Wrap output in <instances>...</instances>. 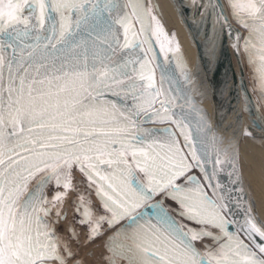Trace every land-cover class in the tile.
<instances>
[{"label": "snow or ice", "instance_id": "1", "mask_svg": "<svg viewBox=\"0 0 264 264\" xmlns=\"http://www.w3.org/2000/svg\"><path fill=\"white\" fill-rule=\"evenodd\" d=\"M228 4L235 19L251 30L245 49L256 47L253 37L259 41L258 71L264 84V0ZM214 7L221 9L226 24L224 5ZM152 36L161 52L180 51L174 34L169 40L143 0H0V264H83L69 244L61 245L55 228L44 219L73 189L74 169L89 187L95 185L102 202L99 214L83 194L76 202L88 240L101 236L105 224L115 229L107 244L110 255L104 257L108 264H264V221L258 224L250 208L243 223L227 219L230 190L218 191L219 156L197 153L188 125L170 111L175 97L158 99L162 90L156 87L155 68L147 55L133 59L134 53L126 51L143 53L142 44L147 43L155 59ZM165 42H174L175 48L165 49ZM209 43L214 57L217 44ZM177 67L187 81L184 67L179 62ZM132 74L143 82V91H136V81L126 86L139 98L132 108L101 98L106 91L119 96L121 89L113 85ZM157 102L155 117L176 124L190 158L171 129L164 130L171 136L169 144L152 139L145 148L155 130L142 128L139 118ZM152 121L153 116H147L143 123ZM253 124L264 133V118ZM193 168L203 174L212 196L191 174ZM53 180L65 191L49 202L43 189ZM165 199L179 206L177 215L199 227L181 224L165 208ZM56 216L57 223L67 218L60 211ZM71 231L79 240L75 229Z\"/></svg>", "mask_w": 264, "mask_h": 264}, {"label": "water", "instance_id": "2", "mask_svg": "<svg viewBox=\"0 0 264 264\" xmlns=\"http://www.w3.org/2000/svg\"><path fill=\"white\" fill-rule=\"evenodd\" d=\"M188 23L193 31L199 46L203 61L210 74L212 85L215 92V98L218 108V135L215 136L213 126L201 107H194L188 97L179 87L175 77L169 72H164L172 97H175L174 107L170 109L174 118L181 116L185 124L191 130L192 139L195 143L198 154L206 151L211 158L217 155L222 161L217 165V177L222 185L218 191H229V198L226 202L229 205V211L225 213L227 219L236 220L243 223L246 217L247 209H251V215L255 217L257 223L260 221L253 209L241 160V144L245 136V131H251L250 137L264 139V133L259 130L252 129L244 114L245 97L251 104L255 118L260 120L264 118V113L257 102L247 80L245 67L239 48V38L242 31L239 27L231 22L223 0H178ZM223 4V14L227 19V23H222L220 16L221 9L214 7ZM239 23V22H238ZM230 25V28H229ZM239 25L244 28L240 23ZM246 29V28H245ZM212 40L217 44L215 56L212 57ZM152 47L156 53L155 60L161 70L166 68L163 61L152 42ZM152 111L153 121L149 122L154 127H159L168 122H160ZM147 116L140 119L141 124ZM209 168L212 165H208ZM235 167V171H234ZM222 169V171H221ZM232 173V176L228 174ZM215 183V181H213ZM208 192V191H207ZM212 196V189L208 192ZM215 199V197H212ZM248 243V241H245Z\"/></svg>", "mask_w": 264, "mask_h": 264}, {"label": "rangeland", "instance_id": "3", "mask_svg": "<svg viewBox=\"0 0 264 264\" xmlns=\"http://www.w3.org/2000/svg\"><path fill=\"white\" fill-rule=\"evenodd\" d=\"M143 2H144L145 7L149 8L151 10L152 15H154L160 21V24L163 26L164 32L167 34L168 39L172 40L173 34H174L175 41H178V43H179L180 51L178 53L175 51H167L165 53V52L160 51V44L156 43V39H157L156 36L151 37L153 43L157 47L165 65H166L167 69L171 72V74L177 76L180 83L183 84L182 91L184 92V94H186L187 81L188 80L186 81L184 79L183 75L181 74V69L177 67V62H179L184 67L187 74H189V63H188V60L186 58L184 48H183V46H182V44L178 38V35L176 33V30H175L176 27L173 26L169 20H168L169 25L166 23V21L164 20V18L162 17V15L160 14V12L158 10V7L156 5L155 0H143ZM223 3L225 5V8L227 10V13L229 15L231 22L236 24L239 27V29L242 31V36L239 38L238 45H239L241 57L243 59V64L245 67L247 80H248L249 86H250L257 102L259 103V105H260V107L264 113V84L261 83L260 74L258 71V69L260 67V60H259V55H258V51H257L260 47L259 41L255 37H253L252 42H253V44L256 45V47L255 48L249 47L247 50L245 49V39L250 35L251 30L248 28H246V29L242 28L239 25L238 21L233 16L232 10L228 4V0H223ZM165 4H166V2H165ZM166 7H167V10L170 14L169 16L171 17V19H173V21L178 23V21L176 20L174 15L168 9L167 4H166ZM126 10L129 12L131 11L130 8H128ZM179 25H178V29H179V33L182 37V40L183 39L186 40V37L184 36L186 31L184 30L183 27L180 28ZM133 26L135 27V29L139 33L140 25L135 20V18H133ZM153 28H155V22H153ZM139 39H140V41H143L142 34H139ZM160 39H161V41H163L164 37L161 36ZM184 40H183V42L186 45V42ZM142 47H143V53H140L138 49H128L126 51H128L130 54L134 53V55L132 56L133 59H136V58L146 54L147 59L149 61H151L152 66L155 68L156 87L160 88L162 90V95L160 96V98H164L165 96L172 97L170 92H169V89L167 87L165 80H163V82L161 81V73L155 64V61L153 59V55H152L151 51L148 50V48H149L148 44L143 43ZM168 48L174 49L175 43L173 42L172 44H169V43L165 42V49H168ZM165 54L167 55V59H165ZM118 55H120V54L118 53ZM133 81L137 82L136 91H143V89L140 87V84H142L143 82L139 81L135 74H132V76L130 78H125L121 85H113V87H118L119 89H121L119 96H114L111 93L113 96L112 101H114L119 107L130 109L138 101L139 98L138 97L134 98L132 96V90L126 87L127 85L132 84ZM106 94H110V92L106 91L101 98L107 99ZM244 105H245L244 106L245 118H246L249 126H252V125H254L253 121L255 118L251 112V109H250V106H249V103H248V100L246 97H245ZM179 117H181V116H179ZM183 123H185L184 119H183ZM141 127L144 129L155 130L154 137L145 141V145H144L145 148L147 147L148 143L152 142V139H156L158 141V143H160V144H169L171 142V136L169 135V133L164 131L165 130L164 128H162L161 130H156L151 125H144ZM173 127L175 129L176 139L179 141V147L184 151L185 154H188L189 158H190V154L188 153V148L186 147L185 140H184L183 135L180 132V129L176 126V124H174ZM128 159H129V163H132L130 153L128 154ZM241 160H242L243 173H244L245 180L247 178H249L253 183L258 184L259 187L263 188V190H264V139H257V138H253L250 136H245L243 138V141L241 144ZM133 168L135 169L134 164H133ZM191 174H194L197 177H199L201 179V182L204 183L206 186L207 182H205L203 180V174L199 171V169L193 168ZM136 175L139 176L143 180L144 183H146V177L144 176L143 173L136 170ZM206 191L210 192V188H207V186H206ZM158 199H161V197L158 196ZM163 203H164L165 208H167L169 210V212L181 224L185 225L186 227H190V228H198L199 227L195 223L188 221V220L180 217L179 215H177V213H178V211H180V209H179V206L175 202L171 201L170 199H165L163 201ZM105 242H106V239L102 238L99 241H96L93 243H87V244L84 243L83 245L77 247V252L78 253L80 252L83 255V257H81V259H84L83 261H85L86 264H108L107 260L104 258L107 255V253L105 251L106 250V248H105L106 243ZM205 242L206 243H212L209 240H206ZM197 246L202 248V245L199 243L197 244ZM93 254H94L95 258L92 256ZM69 264H71V262H69ZM117 264H127V261L119 260L117 262Z\"/></svg>", "mask_w": 264, "mask_h": 264}, {"label": "flooded vegetation", "instance_id": "4", "mask_svg": "<svg viewBox=\"0 0 264 264\" xmlns=\"http://www.w3.org/2000/svg\"><path fill=\"white\" fill-rule=\"evenodd\" d=\"M142 37L144 39L143 34H142ZM156 49H157V47H156ZM157 51H158V49H157ZM158 53H159V51H158ZM152 55H153V53H152ZM159 55H160V53H159ZM160 57H161V55H160ZM161 59H162V57H161ZM154 61H155L156 66L158 67L155 59H154ZM162 61H163V59H162ZM163 64L166 67L164 61H163ZM158 69H159V67H158ZM159 71L162 74L160 69H159ZM173 76L177 80V83H178L179 87L182 89L183 88V84L180 83V81H179V79L177 78L176 75H173ZM164 80H165V82L167 84V81H166L165 78H164ZM167 87H168V84H167ZM168 89H169V87H168ZM169 92H170V89H169ZM170 94H171V92H170ZM106 98H107L106 100H108V101H112L113 100V96H112L111 93L110 94H106ZM158 99L162 100L164 98H160L159 97ZM174 105H175V103L173 101V106L172 107H174ZM159 107H160V105L157 102L153 109H149L147 113H142L140 118H139V120L142 119V117L150 115V113L152 111H155L156 109H159ZM144 125H151L156 130H161L162 128L171 129L172 133H175V129L173 127L174 123H172V122L169 123L170 126H167V124H162L159 127H154V125H152L150 123L140 124V126H144ZM42 175H44V173L39 174L35 179H33L29 183L28 191H31L36 186L37 181L40 179V176H42ZM73 175H74V179H73L74 187H73V189L69 190L67 192V196L64 198V200L61 203H57L56 207L52 208L51 214L49 216H47V217H44V219H46L48 221L50 229L55 228L56 234L59 237V242L61 243V245L63 246L64 243L69 244L71 246V248L73 249V251L77 253V258L81 259V257L78 256V252H77V247L78 246H81L84 243H86V244L87 243H93V242L99 241L102 238L106 239V242H105L106 243V246H105L106 250L105 251L107 253L106 256H108V255H110V252L108 251L107 244H108V241H109V237H111L114 234L115 229L108 230V226L105 224L102 227V229H101V231L103 233L101 236L97 237L95 240H92V241L88 240V238H87L88 227L85 226V225H81L79 223V220L82 219V217L76 211V208H77V203L76 202L79 201L80 195L83 194L84 198H85V202H89L90 201L91 206L94 209V212L96 214H99V213L103 212L102 202L100 201L99 197L96 195L95 185H93L92 187H89L85 177L83 176L82 173H80L78 171V169H74L73 170ZM137 177L139 178V180L142 183H144L143 180L139 176H137ZM64 191L65 190L62 187L58 188L56 186V183H55L54 180L52 182H50L48 185H46L45 188L43 189V193L47 197V200L49 202H51L53 200V197L56 195L57 192H64ZM26 195H27V193H25V196ZM156 199L159 200L158 197H156ZM22 201H23V197H22ZM43 207H45V208L50 207V204H45V205H43ZM57 211H60L61 217H64L66 215L67 218L66 219L60 218L59 222L57 223V219H58L57 216H56V212ZM41 215L43 216V213H41ZM72 229H75L76 234L79 236V240H77L72 235V231H71ZM213 231L216 234H219V230L213 229ZM62 250H63V247H62ZM81 260L83 261L84 259H81ZM84 263H85V261H83V264Z\"/></svg>", "mask_w": 264, "mask_h": 264}, {"label": "bare ground", "instance_id": "5", "mask_svg": "<svg viewBox=\"0 0 264 264\" xmlns=\"http://www.w3.org/2000/svg\"><path fill=\"white\" fill-rule=\"evenodd\" d=\"M155 2L160 14L162 15L166 23L169 25L170 21V23L176 27V33L184 48V52L189 63V79L187 81L186 95L189 101L194 105V107H201L206 112L215 131V136L217 137L219 123L218 108L214 88L212 85L210 74L205 66L199 46L188 23L186 15L178 0H155ZM165 2L168 6V9L174 15L180 25L177 22L173 21V19H171V17L169 16L170 14L167 10ZM178 25L180 26V28L183 27L186 31L184 36L186 37L187 41L183 39L186 42V45L179 33ZM249 106L255 118V113L250 103ZM250 127L254 130H258L254 127V125ZM245 182L247 185L251 203L253 205V209L259 221H264V190L263 188L259 187L258 184L253 183L249 178H247ZM78 256L83 257L80 252L78 253ZM92 256L95 258L94 254Z\"/></svg>", "mask_w": 264, "mask_h": 264}]
</instances>
